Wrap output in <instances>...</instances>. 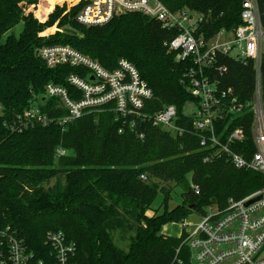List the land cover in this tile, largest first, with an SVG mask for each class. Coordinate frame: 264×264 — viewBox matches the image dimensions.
<instances>
[{
    "label": "trees",
    "instance_id": "1",
    "mask_svg": "<svg viewBox=\"0 0 264 264\" xmlns=\"http://www.w3.org/2000/svg\"><path fill=\"white\" fill-rule=\"evenodd\" d=\"M242 1L163 0L172 11L203 13L212 32L241 24ZM74 2L54 0L41 19L39 0H0V38L23 23L18 36L9 34L0 43V234L10 231L40 254L45 233L61 230L75 244L76 264H193L182 237L164 234L162 227L253 193L264 186V174L234 167L226 155L201 146L194 133L172 135L150 123L134 128L130 116L104 108L87 111L65 128L56 121L17 128L35 102L48 116L65 115L57 98L44 96L45 85L72 91L66 76L85 71L66 64L47 67L36 50L54 44H68L107 69L121 58L130 61L153 91L146 111L173 104L186 118L184 106L193 99L185 78L189 63L176 60L167 49L173 33L140 12L84 25L76 20L81 3L70 4ZM258 2L264 12V0ZM220 63L227 67L222 84L240 100H249L253 60L226 56ZM260 71L264 102V59ZM241 117L228 122L222 134L242 126V145L251 154L252 114ZM226 122L216 126L217 134ZM139 132H144L142 140ZM58 148L65 154L58 155ZM176 187L181 201L169 208ZM116 239H127L126 248ZM4 252L0 238V260Z\"/></svg>",
    "mask_w": 264,
    "mask_h": 264
},
{
    "label": "built area",
    "instance_id": "2",
    "mask_svg": "<svg viewBox=\"0 0 264 264\" xmlns=\"http://www.w3.org/2000/svg\"><path fill=\"white\" fill-rule=\"evenodd\" d=\"M78 3L81 7L76 20L84 25L102 24L125 12H140L173 33L165 42L167 49L175 54L176 60L189 63L185 78L193 99L184 106L186 118L181 119L173 104L154 112L146 111L153 91L130 61L121 58L114 68L107 69L68 44H54L36 50L47 67L66 64L85 71L66 76L72 91L52 82L45 85L44 96L57 98L65 115L48 116L35 102L18 119L17 128L33 123L47 125L53 121L65 128L87 111L104 108L115 111L120 117L130 116L134 128L150 123L172 135L194 133L199 136L201 146L215 154L226 155L234 167L264 174V102L260 71L264 59V12L258 0L242 1L241 24L215 32L206 27L207 18L203 13L185 8L172 11L163 0H77L70 4ZM226 56L238 61L253 60L254 88L249 100H240L233 88L222 84L221 76L227 67L220 59ZM187 104L192 107L188 111ZM246 112L252 114L254 150L251 154H248L247 144L242 145V126L222 134L228 122L236 118L243 120L241 116ZM225 120L217 134L216 126ZM15 127L11 124L12 129ZM137 136L142 140L144 132ZM56 152L65 154L62 148ZM258 195H261L259 200L246 205ZM193 214L201 219L191 221ZM173 223L180 226L181 245L189 251L193 264H264V186L240 199L228 198L223 208L210 205L204 214L191 213ZM0 238L5 240L0 264H76L75 244L61 230L45 233L46 247L40 254L10 231H2Z\"/></svg>",
    "mask_w": 264,
    "mask_h": 264
},
{
    "label": "rangeland",
    "instance_id": "3",
    "mask_svg": "<svg viewBox=\"0 0 264 264\" xmlns=\"http://www.w3.org/2000/svg\"><path fill=\"white\" fill-rule=\"evenodd\" d=\"M54 0H39V14H40V18L44 19L47 12L50 10L51 4L53 3ZM71 1H77V0H71ZM23 28V23L22 21H20L19 23H17L15 26H13L6 34H4L1 38H0V43H3L6 39V36L9 34L18 36L19 33L21 32ZM53 28V27H52ZM55 29V27L53 28ZM192 107L187 104L186 105V110H190ZM180 189L178 187H176L172 193V199L169 202V208L173 207L174 205H176L177 203H180L181 201V196H180ZM161 201V197L160 195L156 198L155 202L153 203V207L157 208L158 205L160 204ZM159 211H162V208L159 209ZM200 216L193 214L190 217V220L193 222H198L200 220ZM179 225H176L174 223H167L166 225H164L162 227L161 232L164 234H169V235H175L178 236L180 234V229H179ZM117 244H119L121 247L126 248V244H127V239L124 240H120V239H116Z\"/></svg>",
    "mask_w": 264,
    "mask_h": 264
},
{
    "label": "water",
    "instance_id": "4",
    "mask_svg": "<svg viewBox=\"0 0 264 264\" xmlns=\"http://www.w3.org/2000/svg\"><path fill=\"white\" fill-rule=\"evenodd\" d=\"M260 198H261V195L255 196V197L249 199V200L246 202V205H248V204H250V203H252V202H254V201H256V200H259Z\"/></svg>",
    "mask_w": 264,
    "mask_h": 264
},
{
    "label": "crops",
    "instance_id": "5",
    "mask_svg": "<svg viewBox=\"0 0 264 264\" xmlns=\"http://www.w3.org/2000/svg\"><path fill=\"white\" fill-rule=\"evenodd\" d=\"M53 31H54V29H53L52 31H49V29H47V31H46V32H47V33H50V32H53ZM165 225H166V224H165Z\"/></svg>",
    "mask_w": 264,
    "mask_h": 264
}]
</instances>
